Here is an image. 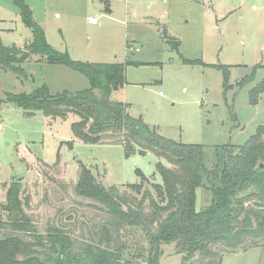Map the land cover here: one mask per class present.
<instances>
[{"label":"rangeland","instance_id":"374dc122","mask_svg":"<svg viewBox=\"0 0 264 264\" xmlns=\"http://www.w3.org/2000/svg\"><path fill=\"white\" fill-rule=\"evenodd\" d=\"M25 1L48 42L71 58L138 62L127 66V83L111 98L126 102L133 117L167 139L208 147L242 145L264 124V91L251 103V91L264 80V0ZM165 28L181 41V53L168 42ZM33 39L18 6L0 0V40L24 48ZM40 57L23 65L26 79L0 67V205L10 184L20 180L23 195L31 198L27 211L40 231L54 223L86 239L107 214L76 191L82 163L101 184L117 185L123 193L130 190L127 184L141 181L139 171L162 183L158 162L171 164L153 151L128 155L122 144L82 141L73 132L80 120L75 113L67 118L42 111L29 115L7 101V92H33L44 83L52 93L91 87L84 74ZM202 207L198 188L197 209ZM0 216L7 217L2 207ZM124 239L133 258L147 246L139 231L127 230ZM163 251L160 264L202 261L196 256L183 262L174 243L163 245ZM221 264H264V245L225 253Z\"/></svg>","mask_w":264,"mask_h":264},{"label":"trees","instance_id":"16d2710c","mask_svg":"<svg viewBox=\"0 0 264 264\" xmlns=\"http://www.w3.org/2000/svg\"><path fill=\"white\" fill-rule=\"evenodd\" d=\"M12 1L32 28L34 39L24 48L0 40V67L26 79L23 65L41 56L39 60L84 74L91 87L52 93L44 83L33 92H7V101L29 115L42 111L53 118H67L75 113L80 120L72 128L82 141L122 144L128 155L153 151L171 166L158 162L162 183L139 171L141 181L127 184L130 190L123 193L117 185L101 184L82 163L76 191L96 201L97 208L107 214L106 221L86 239L54 223L40 231L27 211L30 195H23L22 181L12 182L6 202L0 205L7 216H0V264H160L163 245L172 243L183 262L199 256L201 264H221L225 253L264 245V124L242 145L208 147L167 139L143 119L133 117L126 102L111 98L126 85L127 66L138 62L75 60L48 42L25 0ZM164 33L181 53V41L171 38L166 28ZM183 60L203 64L197 59ZM263 91L264 80L251 91V103L258 102ZM198 188L202 189L200 210ZM129 229L142 232L147 241L135 258L124 239Z\"/></svg>","mask_w":264,"mask_h":264},{"label":"built area","instance_id":"2783aa9c","mask_svg":"<svg viewBox=\"0 0 264 264\" xmlns=\"http://www.w3.org/2000/svg\"><path fill=\"white\" fill-rule=\"evenodd\" d=\"M92 22H93V23H98L96 18H93V19H92Z\"/></svg>","mask_w":264,"mask_h":264},{"label":"crops","instance_id":"0c3cea01","mask_svg":"<svg viewBox=\"0 0 264 264\" xmlns=\"http://www.w3.org/2000/svg\"><path fill=\"white\" fill-rule=\"evenodd\" d=\"M93 24H97V23H93Z\"/></svg>","mask_w":264,"mask_h":264}]
</instances>
